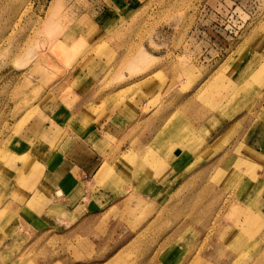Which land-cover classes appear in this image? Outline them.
Returning <instances> with one entry per match:
<instances>
[{
  "label": "rangeland",
  "instance_id": "1",
  "mask_svg": "<svg viewBox=\"0 0 264 264\" xmlns=\"http://www.w3.org/2000/svg\"><path fill=\"white\" fill-rule=\"evenodd\" d=\"M100 1L0 0V196L7 194L10 184L9 157L3 150L4 145L9 147V135L21 131L41 102L51 101L64 83L68 66L53 53L52 45L74 24L80 26L90 5ZM86 27L89 29L88 23ZM106 35L98 44L83 42L88 44L79 60L69 66L87 68L90 75L97 68L105 73L97 87L107 102L120 99L123 93L135 95L142 88H158L162 100L170 95L177 99L170 128L164 122V130L154 142L164 152L162 160L171 159L172 151H178L176 138L185 146L191 140L192 147L201 149L188 169L170 178L167 186L163 183L160 203L139 195L137 185L131 188L127 184L131 174L143 180L151 176L150 170L136 168L128 179L117 174L114 186L122 193L126 188L129 191L118 208L106 213L94 243L84 244L86 239L77 236L63 248L60 243L58 249L57 241H49V250L37 256L49 258L52 264H223L229 256L225 245L219 251L214 248L212 260L207 252L220 242L217 230L223 223L231 227L245 224L247 208H241L245 211L242 215L240 207L230 203V193H224L219 208L210 194L207 198L196 193L185 199L189 189L184 181L249 126V120L239 123V114L234 124L233 117L240 110H249L244 104L255 92L246 89L247 83L264 84V0H141L140 7L108 28ZM243 53L249 54L251 61L242 73L234 75L232 67ZM126 84L132 86L105 98L106 90ZM104 109L103 101L94 108L100 113ZM102 172L103 177L107 170ZM255 172L248 168L241 174L253 179ZM24 179L20 171L12 182L20 188ZM185 224H189L186 230ZM21 238L22 243L25 238ZM165 246L166 252L161 250ZM174 250L178 255L170 261L169 253ZM17 255L11 264H24L27 259L25 264H32L35 252Z\"/></svg>",
  "mask_w": 264,
  "mask_h": 264
},
{
  "label": "crops",
  "instance_id": "2",
  "mask_svg": "<svg viewBox=\"0 0 264 264\" xmlns=\"http://www.w3.org/2000/svg\"><path fill=\"white\" fill-rule=\"evenodd\" d=\"M140 2L102 0L91 4L90 13L82 17L85 20L90 17L87 22L82 19L80 26L74 24L73 29L60 35L52 45L53 53L68 66L64 83L51 101L41 102L34 118L21 131L9 135V147L4 145L3 149L9 157L6 169L10 173V184L7 194L0 196V213L5 210L0 216V264H11L20 256L17 254L27 255L30 251L35 252L32 264H52L49 258L37 256L38 252L49 250V241H57L58 249L60 243L63 248L66 241L77 236L88 240L84 244L94 243L95 235L101 233L98 228L103 225L106 213L118 208L122 196L129 191L126 188L122 193L114 186L117 174L128 179L129 172L134 169L150 170L151 176L143 180L131 174L132 179L130 176L127 184L131 188L137 185L139 195L160 203L163 183L167 186L170 178L173 180L193 164L201 148L192 147L191 140L185 146L176 138L179 149L172 151L169 160L161 159L164 152L154 143L165 120L175 112L177 99L170 95L162 100L158 88H142L137 89L135 95L123 93L120 99L107 102L97 87L105 73L97 68L94 72L97 77H94L87 68L69 66L79 60L88 44L83 42L100 43L108 37L107 29L133 14ZM89 34L91 36L86 37ZM237 59L232 67L234 75L242 73L251 61L246 53ZM254 72L255 68L249 71L246 79L249 80ZM247 84L246 89L255 92L244 104L249 110L236 112L233 123L236 124L235 117L239 114L242 119L239 123L246 124L249 120V126L231 139V145L201 163L184 181V187L189 189L185 199L196 193L207 198L210 194L219 208L224 193H230V203L240 209L247 208L246 214L243 209L239 211L245 214V224L231 227L223 223L217 230L220 244L207 252L208 260H212L214 248L219 251L226 246L229 256L222 260L223 264H264V84L252 81ZM130 86L132 84L106 90L105 98ZM102 101L104 111L95 112L94 108ZM248 168L256 171L255 178L241 174ZM105 169L107 172L102 177ZM20 171L24 172L25 179L23 186L18 188L17 182L12 181ZM239 212L237 214L242 216ZM188 227L189 224H185L184 229ZM21 237L25 238L22 243ZM222 244L225 246L221 247ZM168 247L160 249L166 252ZM15 249L19 253H6ZM175 252L169 253L168 260L177 257Z\"/></svg>",
  "mask_w": 264,
  "mask_h": 264
},
{
  "label": "bare ground",
  "instance_id": "3",
  "mask_svg": "<svg viewBox=\"0 0 264 264\" xmlns=\"http://www.w3.org/2000/svg\"><path fill=\"white\" fill-rule=\"evenodd\" d=\"M165 122H166L168 128H170V125H171V124H169V123H172V116H170V117L167 119V121L165 120ZM175 124H176V122H175ZM161 129L164 130L163 127H162ZM160 132H161V130H160ZM168 141L170 142V139H169ZM259 220H260V219H259Z\"/></svg>",
  "mask_w": 264,
  "mask_h": 264
}]
</instances>
